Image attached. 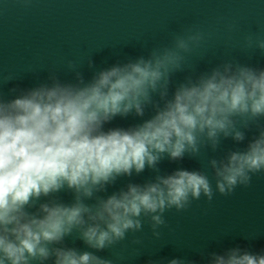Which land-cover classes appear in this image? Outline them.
<instances>
[{"label":"clouds","instance_id":"1","mask_svg":"<svg viewBox=\"0 0 264 264\" xmlns=\"http://www.w3.org/2000/svg\"><path fill=\"white\" fill-rule=\"evenodd\" d=\"M207 35L188 27L173 34L170 45L101 69L87 81L68 60L74 82L50 72V83L10 89L18 92L10 100L0 96V264H113L95 253L142 231L145 218L159 239L167 211H185L202 196L210 202L215 192L229 196L264 173V68L229 59L172 88L174 75L190 69V55ZM243 49L264 52V38L245 35ZM148 109L150 118L135 126L104 130L117 116L142 118ZM253 125L258 135L244 150L208 160L215 190L203 171L159 174L165 157H199L207 147L215 152L222 139L242 143ZM146 169L157 173L153 179L98 195L118 178ZM62 191L73 193L71 203L57 197ZM73 235L95 251L66 246ZM167 264L194 262L173 258ZM207 264H264V251L237 246L211 253Z\"/></svg>","mask_w":264,"mask_h":264},{"label":"water","instance_id":"2","mask_svg":"<svg viewBox=\"0 0 264 264\" xmlns=\"http://www.w3.org/2000/svg\"><path fill=\"white\" fill-rule=\"evenodd\" d=\"M193 26L209 35L191 53L190 69L174 75L173 89L189 74L259 51L244 50L243 37L264 38V0H0V81L13 78L0 83V96L10 100L18 95L10 89L50 83V72L74 82L68 60L90 80L101 69L170 45L173 34ZM151 115L148 109L142 118L117 116L104 130L127 129Z\"/></svg>","mask_w":264,"mask_h":264}]
</instances>
